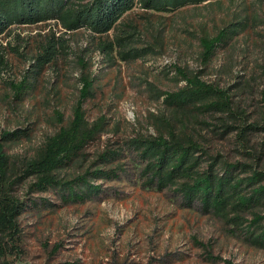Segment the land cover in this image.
Listing matches in <instances>:
<instances>
[{
  "label": "rangeland",
  "instance_id": "rangeland-1",
  "mask_svg": "<svg viewBox=\"0 0 264 264\" xmlns=\"http://www.w3.org/2000/svg\"><path fill=\"white\" fill-rule=\"evenodd\" d=\"M238 21L245 28L204 65L199 38L213 37ZM121 23L137 27L134 46L148 48L142 58L123 61L115 50L111 62L88 32L67 34L54 24L13 27L0 38L5 60L0 66V146L16 166L11 194L25 206L16 233L5 239L3 263L264 264V250L247 243L224 221L202 212L198 204L185 208L171 188L159 192L146 185L140 176L143 165L127 146L131 139L156 134L151 117L167 113L156 95L183 86L175 79V69L181 68L227 91L231 114L241 116L240 122L221 113L201 116L192 127L203 149L219 162L264 170V0H212L170 13L135 8ZM50 32L65 47L53 64L35 74L32 50ZM87 73L95 82L93 96L83 101L86 117L89 122L104 118L105 125L63 173L100 168L115 170V178H90L100 186L99 194L82 203H65L55 191L31 192L33 178L18 176L23 174L21 163L68 123ZM222 123L261 129L241 136L238 129L223 131ZM15 130L27 134L16 141L1 139L3 132ZM106 151L121 154L107 165L94 164ZM255 211L264 217V206Z\"/></svg>",
  "mask_w": 264,
  "mask_h": 264
},
{
  "label": "trees",
  "instance_id": "trees-1",
  "mask_svg": "<svg viewBox=\"0 0 264 264\" xmlns=\"http://www.w3.org/2000/svg\"><path fill=\"white\" fill-rule=\"evenodd\" d=\"M211 1L0 0V38L13 27L54 24L67 34L81 30L88 32L96 48L111 62L115 50L121 60L134 61L142 58L148 48L134 46L138 41V30L134 24L121 23L126 14L135 8L143 12L170 13ZM242 23H227L213 37L204 35L199 38V57L204 65L210 64L217 51L227 47L245 28ZM111 31L116 32L113 39L108 38ZM41 38L32 50L35 74L53 64L65 47L64 40L55 38L51 32ZM4 65L5 60L0 54V66ZM175 75L176 82H183V86L176 91L158 92L156 95L167 111L151 117L156 134L139 136L127 142L128 148L135 152L143 165L140 176L144 177L146 185L155 187L159 192L173 189L185 208L198 204L202 212L218 217L238 231L247 243L264 250V217L255 211L264 206V170L256 171L252 166L239 162H219L203 149L192 127V124L199 123L201 116L209 113L230 116L233 122H240L241 116L231 114L227 91L207 84L181 68L175 69ZM94 82L92 74L82 75L80 97L68 123L48 136L32 158L21 163L23 174L18 176V180L32 177L31 192L55 191L65 203H82L100 192V186L93 185L90 178H115V170L100 168L92 171L88 168L83 173L70 176L63 173L79 161L87 146L103 132L104 118L89 122L83 108V101L93 96ZM56 118L62 123L61 114L56 113ZM221 127L227 132L238 129L241 136L247 131L261 129L255 124L238 128L222 123ZM26 134L23 130L3 132L1 139L16 141ZM2 149L0 146V264H5L2 260L5 239L16 233L17 219L25 206L11 194L16 183L12 178L16 166ZM120 154L106 151L94 164L107 165ZM246 216L252 218L248 220Z\"/></svg>",
  "mask_w": 264,
  "mask_h": 264
}]
</instances>
